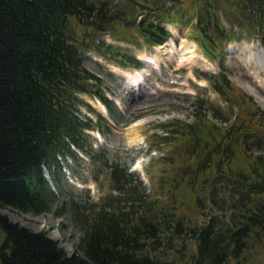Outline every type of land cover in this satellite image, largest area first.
<instances>
[{"label": "trees", "instance_id": "trees-1", "mask_svg": "<svg viewBox=\"0 0 264 264\" xmlns=\"http://www.w3.org/2000/svg\"><path fill=\"white\" fill-rule=\"evenodd\" d=\"M126 1L142 8L138 16L122 0H0V209L46 210L55 194L41 168H59V155L75 158L74 147L92 154L83 144L94 124L77 114L80 105L92 108L79 94L111 111L112 102L81 50L92 48L118 66L141 65L117 44L91 45L90 33L119 38L118 27L131 29L143 43L159 45L169 38L165 23L181 21L188 7L185 0ZM200 1L188 37L218 61L217 72L201 75L226 110L195 95L189 122L155 124L161 131L147 135V148L164 149L157 160L168 170L158 172L152 194L127 165L104 158L108 191L95 202L68 203L79 229L71 254L0 212V264H226L264 241V149L252 151L245 118L229 121L238 109L221 63L225 40L255 32L264 47V0H219L235 15L237 36L223 27L212 0ZM237 93L235 102L254 107L250 115L264 126V111ZM96 117L97 128L108 130Z\"/></svg>", "mask_w": 264, "mask_h": 264}, {"label": "rangeland", "instance_id": "rangeland-1", "mask_svg": "<svg viewBox=\"0 0 264 264\" xmlns=\"http://www.w3.org/2000/svg\"><path fill=\"white\" fill-rule=\"evenodd\" d=\"M122 1L121 5L132 18L138 16L142 10L140 6L134 7L128 1ZM212 1L218 9L223 27L229 31L230 36H237L239 30L235 15L226 11L219 0ZM184 2L188 7L180 13L181 21L165 23L170 37L159 45L143 43L131 29L118 27L116 31L121 34L119 38L111 36L109 32L90 33L91 45L103 40L119 45L137 59L151 56L155 62L143 63L135 68L124 67L108 62L92 48L81 50L85 66L101 79V87L112 102V111L98 98L79 94L92 108L89 110L80 105L77 112L79 118L84 120L89 117L94 124L92 128L84 130L86 139L83 144V148L89 149L92 154L86 155L74 147L75 158L57 156L59 168L43 166L42 175L55 194L53 202L46 210L38 213L0 209L9 220L34 231H43L56 240L65 253L71 254L77 245L79 229L76 220L70 216L68 203L71 199L95 202L108 191L104 180V158L127 165L128 170L138 175L146 191L152 194V184L158 172L163 166L168 170L162 164L163 161L157 160L164 149L147 148V135L161 131L155 124L159 121L168 123L172 119L189 122L193 117L190 110L195 95L205 101L206 107L226 110L225 102L201 75L217 72L220 69L218 61L205 58L201 48L188 37L201 1ZM186 20L188 22L184 24ZM223 44L221 63L235 88L230 98L231 105L233 109H238L235 115L233 111L229 121L234 122L236 117L237 122L245 118L240 124L250 129L247 134H250L252 151L262 150L264 126L257 123L258 117L256 119L255 115H250L254 113V107L245 105L242 100L235 101L238 99L236 96H239L237 92L246 94L255 106L264 111V47L255 32L244 38L225 40ZM246 55L251 56L250 63ZM137 82L138 85H135ZM96 113L104 117L108 130L97 128ZM207 113L209 115V109ZM226 264H264V241L261 240L252 250L243 253L238 260H229Z\"/></svg>", "mask_w": 264, "mask_h": 264}, {"label": "bare ground", "instance_id": "bare-ground-1", "mask_svg": "<svg viewBox=\"0 0 264 264\" xmlns=\"http://www.w3.org/2000/svg\"><path fill=\"white\" fill-rule=\"evenodd\" d=\"M245 57H246L247 62L250 63L249 58H251V56L248 57V55H246ZM148 58H149L150 60H152V64L155 62V60H154L153 57H151V56L149 57V56H148ZM252 61H253V60H252ZM251 65H253V64L251 63ZM135 81H136V80H135ZM134 84L137 85L136 83H134ZM100 108H101L102 111L104 110V108H103L102 106H101ZM131 137H132V136H131Z\"/></svg>", "mask_w": 264, "mask_h": 264}]
</instances>
